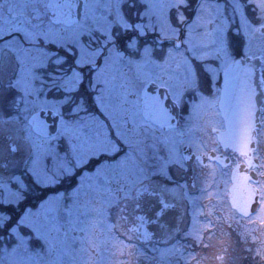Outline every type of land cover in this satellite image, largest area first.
I'll return each mask as SVG.
<instances>
[{"label": "rangeland", "instance_id": "1", "mask_svg": "<svg viewBox=\"0 0 264 264\" xmlns=\"http://www.w3.org/2000/svg\"><path fill=\"white\" fill-rule=\"evenodd\" d=\"M82 1L81 20L65 27L48 20L47 0H0V64L8 95V115L3 118L5 122L0 118L8 131L0 130V150L7 148L11 155V148L17 149L12 158L13 170L0 169V204L15 205L23 199L25 173L31 175L34 184L45 186L67 184L71 179L66 176L80 170L78 177L71 175L76 180L72 187L23 209L9 234L0 235V264H52V259L62 254L63 246L101 243L92 229L106 232L111 226L109 219L116 212L126 211L124 202L129 201L135 185L151 176L144 173L147 166L153 173L158 163L164 166L176 162L174 145L170 146L173 155L165 161L157 157V162L145 150L131 148V135L140 127L139 121L134 122L130 63L136 67L140 82L153 78L160 70L168 74L170 88L176 90L172 82H183L181 74L185 76L189 70L185 56L167 53L162 61L168 64L158 65L147 54L149 46L139 44L138 39L147 34L176 36L183 4L186 16L193 17L191 26L220 19L221 10L212 0ZM119 35L120 45L115 42ZM131 52L137 54L132 59ZM98 59L99 64L91 69ZM83 73L90 75V88L85 89L83 80L85 90L81 95L77 93ZM40 110H52L59 119L58 129L50 137L39 136L29 125L28 117ZM137 137L152 139L149 135ZM119 142L121 145H117ZM118 148L122 153H117ZM100 156L102 162L92 171L87 170L89 159ZM221 179L206 190L186 194L178 233L183 237L177 243H184L188 250L171 248L168 264H247L251 258L256 264H264V180L258 186L257 211L243 218L223 199L217 183ZM209 196L222 213L221 224L215 233L211 232L215 235L212 242L231 244L226 260L221 259V251L210 255L188 246L198 241L200 228L208 227L200 214L203 207L199 200ZM10 219L0 212V225ZM68 232L76 233L73 240ZM52 249L61 250L52 256ZM116 254L123 260L121 252Z\"/></svg>", "mask_w": 264, "mask_h": 264}, {"label": "flooded vegetation", "instance_id": "2", "mask_svg": "<svg viewBox=\"0 0 264 264\" xmlns=\"http://www.w3.org/2000/svg\"><path fill=\"white\" fill-rule=\"evenodd\" d=\"M212 1L220 5V19H212L203 26H191L193 17L186 16L187 8L183 4L176 36L147 34L138 39L139 44L149 46L147 54L155 58L157 64H168L162 61L167 53L185 56L189 70L185 72L187 75L181 74L183 82H172L176 90L170 88L168 74L159 73L160 70L153 78L147 77L140 82L136 67L130 63L134 122L139 121L137 128L141 130L131 135L134 145L131 148L134 151L145 150V154L152 155L157 162V157L165 161L173 155L170 146L174 145L176 162H166L164 166L158 163L153 173L148 172L147 166L144 173L151 176L135 185L129 201L124 202L126 211L116 212L115 217L109 219L111 226L106 232L99 230L98 233L97 229H92V234L98 235L101 243H74L63 246L62 250L52 249V256L55 252H62L56 256L58 260L52 259V264H168L171 248L188 250L184 243H177L183 237L178 233L184 217L186 194L206 190L218 178H223L217 183L228 203L231 170L239 164L255 165L258 186L264 180V0ZM129 55L132 59L137 54L131 52ZM99 62L98 59L96 66ZM1 70L2 64L0 118L5 122L8 95ZM83 79L88 90L89 73ZM148 83L154 85L148 93H143ZM224 92L242 93V98L236 101V107L242 111L234 116L237 122L246 121L250 116V94L256 93V99L261 97L256 107L260 126L254 129V145L247 146L244 153L222 144L217 138L218 131L224 129V118L219 109ZM232 103L231 99L229 104ZM1 129L7 132L8 126L0 122ZM140 134L149 135L152 139L143 141L137 137ZM11 149V155L7 148L0 150L1 171L13 170L12 158L17 149ZM120 151L117 153H122ZM160 169L162 173L155 175ZM251 169L249 167L248 172ZM199 205L203 207L200 214L208 227L200 228V238L188 246L196 252L210 255L221 251V259L226 260L232 250L231 244L214 245L212 238L215 235L211 233H215L221 224L222 213L215 208V201L210 196L199 200ZM211 207H214L213 212L209 210ZM6 220L0 225V235L3 236L9 234L18 217L9 227ZM67 235L73 240L76 233L68 232ZM35 245L39 246L38 242ZM118 252L122 253L123 260L120 254H116Z\"/></svg>", "mask_w": 264, "mask_h": 264}, {"label": "water", "instance_id": "3", "mask_svg": "<svg viewBox=\"0 0 264 264\" xmlns=\"http://www.w3.org/2000/svg\"><path fill=\"white\" fill-rule=\"evenodd\" d=\"M82 0H47L46 9L49 20L53 24L71 26L81 18ZM95 68V65H92ZM152 84L145 87L149 89ZM144 91V92H145ZM224 98L220 103V111L224 118V130L218 131V140L236 150L244 153L247 146L254 145V129L260 126L259 114L256 112L261 97L256 99V93L250 94V114L246 121H235L234 116L241 113L236 107V101L242 98L241 92H224ZM233 100L232 105L229 104ZM28 122L32 130L42 137L52 136L58 126V117L52 110H40L33 113ZM244 134V135H242ZM249 134V135H248ZM252 168L255 165H251ZM249 165H236L231 171V184L228 187V200L231 207L242 216L254 213L259 205V191L255 186L258 178L254 171L247 173Z\"/></svg>", "mask_w": 264, "mask_h": 264}, {"label": "trees", "instance_id": "4", "mask_svg": "<svg viewBox=\"0 0 264 264\" xmlns=\"http://www.w3.org/2000/svg\"><path fill=\"white\" fill-rule=\"evenodd\" d=\"M81 90L82 83H80V93L77 94H81ZM102 158L103 156H100L98 159H96V163ZM79 172L80 170H77L74 174L77 176ZM25 179L27 180L25 181L26 190L24 191L23 199L20 202L15 205L0 204V212H5L11 218L7 222L8 227L16 221L18 215L23 211V209L33 208L37 205L38 202L44 200L48 195L67 190L74 184V177L72 176L66 177V179H71L70 182L68 181L69 183L67 184L64 182H59L57 184H48L45 186H39L38 184H34L31 180V175L29 173H25ZM240 260H242V258ZM247 264H256V259L251 258Z\"/></svg>", "mask_w": 264, "mask_h": 264}]
</instances>
